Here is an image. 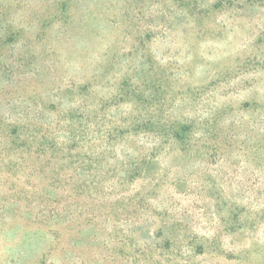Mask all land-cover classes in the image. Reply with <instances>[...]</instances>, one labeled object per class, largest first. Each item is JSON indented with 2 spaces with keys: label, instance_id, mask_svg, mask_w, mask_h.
<instances>
[{
  "label": "rangeland",
  "instance_id": "1",
  "mask_svg": "<svg viewBox=\"0 0 264 264\" xmlns=\"http://www.w3.org/2000/svg\"><path fill=\"white\" fill-rule=\"evenodd\" d=\"M219 2L0 0L1 107L41 125V135L64 148L52 163L61 175L57 191L51 169L32 177L0 171V264H138L115 237L127 232L141 243L143 206L150 222L158 218L154 208L180 221L171 234L177 237L172 256L153 249L154 260L140 264H264V4ZM165 108L171 119L202 123L232 109L212 126L230 151L162 155L150 177L118 194L67 197L66 178L91 150V141L75 145L74 138L86 110L100 121L105 114L106 124L125 109ZM82 182L76 177L73 184ZM48 190L59 204L83 212L67 254L59 226L47 212L38 216L50 204L42 201ZM100 208L118 212L86 226L89 210ZM157 220L148 227L152 233Z\"/></svg>",
  "mask_w": 264,
  "mask_h": 264
},
{
  "label": "trees",
  "instance_id": "2",
  "mask_svg": "<svg viewBox=\"0 0 264 264\" xmlns=\"http://www.w3.org/2000/svg\"><path fill=\"white\" fill-rule=\"evenodd\" d=\"M220 1L218 5L223 6L224 2ZM252 3L263 5L264 0H252ZM133 80L134 78L127 79L126 83ZM249 106V103H246L242 106V110H246ZM232 111V109L229 111L222 110L213 119L209 116L205 117L206 120L202 123L192 116L182 118V120L179 118L171 119L173 114L168 108L162 109L161 112L151 110L141 114L125 109L118 120L116 119L114 123L105 124L102 121L107 119L105 114L103 117L101 116L103 119L100 121L97 114L95 117H91L86 110L83 116L86 121L82 123V129L76 132L77 135L74 138L75 145L91 141L90 154L87 158H82L76 175L71 176V179L68 180L66 178V183L62 188L67 191V197L69 198L74 196L75 193L79 196H82V194L98 196L101 194L107 195V193L113 196L127 186H132L139 180L150 177L153 167L162 155H184L186 157L195 154L205 156L209 153H221L220 155H222L225 151H230L225 150L223 146V142L227 139L219 137L218 131L212 128L217 124L218 119L222 120L226 114ZM10 112L12 110L2 109L0 103V171L14 175L23 173V175L30 174V176H34V174H41L46 168L51 169L56 172V180L53 184H58V186H53V188L57 191L58 187L61 186L58 183L61 180V175L60 172L55 171L56 164L52 163L57 161L58 155L62 153L63 144L56 141L51 142L47 136L41 135V125L37 127L33 123H26L24 120H16ZM8 113L10 114L8 115ZM93 120L100 121L102 125L99 126L96 123L93 125ZM211 120H213L212 123ZM91 131L92 135L90 136ZM136 138L138 140L132 143ZM129 143L133 145L126 147ZM122 149H126V151ZM139 150L146 152V155L143 157L137 156ZM154 175L150 180H157V176ZM76 177L84 179V182L79 186L73 184ZM0 182L2 183L3 180L0 179ZM51 195H55V191L48 190L42 195V201L50 204L46 206L47 208L44 211L39 212L38 216L40 214L43 218L45 217L44 212H47L46 219L59 226L57 231L62 237L61 250L67 254L75 246L76 241L74 239L77 235V231L75 233V221L83 212L77 213L74 204L71 202L63 201L62 204H59L57 200L51 198ZM134 196L131 199H134ZM143 209L141 216L143 224L140 231L143 234L141 243L136 244L134 237L127 232H124L123 236H119L117 233L118 236L116 234L115 237V241L123 245L121 247L122 254L127 253L124 255L127 258L136 257L135 261L138 264L142 259L144 261L154 260L153 249L168 252L169 256H172L174 253L172 246H176L177 237L171 236V234L176 221H180L172 218L167 220L159 211V208H154L155 216L160 218L161 224L158 232L152 233L148 227L159 223L158 218L150 222L147 217L145 218V206H143ZM111 212L118 211L110 208L109 213H103L102 208H100L97 213H92L89 210L91 218L88 215L85 216L87 219L85 225L93 226L97 222H103L106 219L105 216H109ZM116 214V217L120 216L118 213ZM128 215L131 214L128 213ZM110 243L111 241L104 242L107 250ZM200 246L203 247V245ZM162 255L163 253H160V256ZM110 256L108 260L112 258Z\"/></svg>",
  "mask_w": 264,
  "mask_h": 264
}]
</instances>
